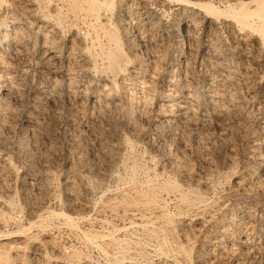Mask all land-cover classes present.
<instances>
[{
  "label": "rangeland",
  "instance_id": "1",
  "mask_svg": "<svg viewBox=\"0 0 264 264\" xmlns=\"http://www.w3.org/2000/svg\"><path fill=\"white\" fill-rule=\"evenodd\" d=\"M103 1L0 0V264H264L258 34Z\"/></svg>",
  "mask_w": 264,
  "mask_h": 264
},
{
  "label": "bare ground",
  "instance_id": "2",
  "mask_svg": "<svg viewBox=\"0 0 264 264\" xmlns=\"http://www.w3.org/2000/svg\"><path fill=\"white\" fill-rule=\"evenodd\" d=\"M97 1V0H96ZM106 1V0H105ZM103 1V2H105ZM111 1V0H110ZM179 2H182L183 4H185L188 7H193L196 10L199 9L201 10L200 12H203L205 14H208V16L213 15L214 16H231L232 19L234 18V21H236V24H238L239 26L242 27H249V29H252V32H256L262 42V44L264 45V0H239L238 2H230L227 4V6H225V9H221L218 7V5H216L214 2L212 1H206V0H177ZM236 1V0H235ZM109 2V0H108ZM111 2H115V1H111ZM122 2V3H121ZM120 5L119 3L115 2V6L118 9H125V7L127 8V0H121ZM92 3V1H91ZM103 4V3H101ZM111 4V3H110ZM97 5V4H96ZM100 5V4H99ZM113 5V4H112ZM109 6V4H108ZM90 7V6H89ZM95 8V7H94ZM98 8V7H97ZM195 10V11H196ZM197 12V11H196ZM14 22L13 18L10 19H3L0 22V32L2 31V33L6 32V28L12 24ZM122 29V28H121ZM124 30V34L125 35V39H130L131 38H127L126 36H130L128 34V30L127 28H123ZM1 34V33H0ZM106 39L108 41H116L118 38L113 36L112 34H110L109 32H106ZM4 36L6 35V33L3 34ZM8 37V36H6ZM5 37V38H6ZM104 37V38H105ZM10 39V38H9ZM183 39V38H182ZM134 40V39H133ZM97 41V39H96ZM71 47V46H70ZM73 47V46H72ZM104 47V46H103ZM107 49V48H106ZM112 48H108V50L106 51L105 55L108 59L109 62L108 65L111 69H115L118 66V56L114 53V51L112 52ZM121 50V49H120ZM44 53V52H43ZM120 53V52H119ZM1 55V54H0ZM42 55V54H41ZM93 55V54H92ZM91 55V57H92ZM48 59H52L53 55L51 54H47L45 55ZM1 58V57H0ZM77 58V57H76ZM86 59V58H83ZM94 59V58H93ZM82 60V59H81ZM119 60V59H118ZM83 61V60H82ZM85 61V60H84ZM83 61V62H84ZM105 61V60H104ZM82 62V63H83ZM6 67V66H5ZM122 67V66H121ZM185 87V86H184ZM2 88V87H1ZM103 90V89H102ZM132 94V93H131ZM133 95V94H132ZM121 101V100H120ZM186 121V120H185ZM188 122V121H187ZM6 182V181H5ZM4 185V184H3ZM9 185V184H8ZM184 192V191H183ZM6 193V192H5ZM33 224L30 223L29 227H31ZM26 229V228H25ZM28 230V228L26 229V231ZM20 232V231H19ZM22 232V231H21ZM7 236V235H6ZM15 236V235H14ZM10 237V236H9ZM23 237V236H22ZM90 237V236H89ZM14 238V237H13ZM3 239H8L7 237H4ZM2 240V238H1ZM36 257V256H35ZM8 261V257H7V253L1 252L0 251V263L3 262H7ZM36 261V260H34ZM37 262V261H36ZM35 263V262H34ZM33 263V264H34ZM36 264V263H35Z\"/></svg>",
  "mask_w": 264,
  "mask_h": 264
},
{
  "label": "built area",
  "instance_id": "3",
  "mask_svg": "<svg viewBox=\"0 0 264 264\" xmlns=\"http://www.w3.org/2000/svg\"><path fill=\"white\" fill-rule=\"evenodd\" d=\"M127 6H128V10L127 11H123L124 12V15H125V19H126V25L127 27H130V31H131V35H133V37H137L139 36L138 38L140 39H147L145 38L146 34L147 33H138V31L136 32H133L132 30V25L136 24V16H138V18L142 19L140 17V14H137V11H135L134 13H132L133 10H136V9H140L139 5V0H127ZM142 35H144L143 37H141Z\"/></svg>",
  "mask_w": 264,
  "mask_h": 264
}]
</instances>
